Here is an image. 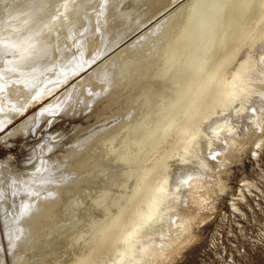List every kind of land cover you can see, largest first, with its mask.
Returning a JSON list of instances; mask_svg holds the SVG:
<instances>
[{
    "label": "bare ground",
    "instance_id": "obj_1",
    "mask_svg": "<svg viewBox=\"0 0 264 264\" xmlns=\"http://www.w3.org/2000/svg\"><path fill=\"white\" fill-rule=\"evenodd\" d=\"M263 130L264 0H0V264H169Z\"/></svg>",
    "mask_w": 264,
    "mask_h": 264
},
{
    "label": "rangeland",
    "instance_id": "obj_2",
    "mask_svg": "<svg viewBox=\"0 0 264 264\" xmlns=\"http://www.w3.org/2000/svg\"><path fill=\"white\" fill-rule=\"evenodd\" d=\"M183 51L186 50L177 54V67L186 56L185 52L182 54ZM39 105L31 107L30 112L38 109ZM55 119H51L48 129L63 123V119L60 122ZM71 122L65 123L66 129ZM80 122L73 121L78 126L86 124L85 119ZM263 136L264 130L247 139L245 146L232 152L231 160L221 171L229 187L219 192L216 209L212 214L210 212L208 221L197 228L198 239L169 264H264V138L259 141ZM40 141V138H34L28 141L31 145L27 147L26 141L17 137L13 148L0 147V156L8 153H13L16 158L28 156L32 152V145ZM216 188L218 190V185ZM233 203L239 208H234ZM3 235L10 262L4 231Z\"/></svg>",
    "mask_w": 264,
    "mask_h": 264
},
{
    "label": "snow or ice",
    "instance_id": "obj_3",
    "mask_svg": "<svg viewBox=\"0 0 264 264\" xmlns=\"http://www.w3.org/2000/svg\"><path fill=\"white\" fill-rule=\"evenodd\" d=\"M254 111V110H253Z\"/></svg>",
    "mask_w": 264,
    "mask_h": 264
}]
</instances>
